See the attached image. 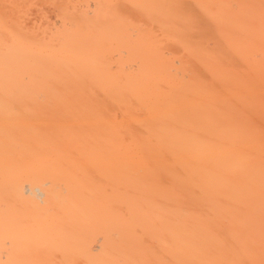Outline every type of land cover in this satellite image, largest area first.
<instances>
[{
	"label": "bare ground",
	"instance_id": "6f19581e",
	"mask_svg": "<svg viewBox=\"0 0 264 264\" xmlns=\"http://www.w3.org/2000/svg\"><path fill=\"white\" fill-rule=\"evenodd\" d=\"M0 264H264V0H0Z\"/></svg>",
	"mask_w": 264,
	"mask_h": 264
}]
</instances>
